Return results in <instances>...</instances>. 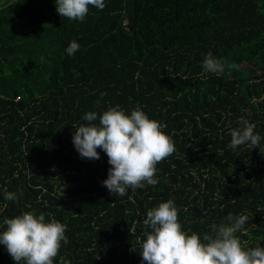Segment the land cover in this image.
Segmentation results:
<instances>
[{"label": "trees", "instance_id": "1", "mask_svg": "<svg viewBox=\"0 0 264 264\" xmlns=\"http://www.w3.org/2000/svg\"><path fill=\"white\" fill-rule=\"evenodd\" d=\"M104 3L80 22L55 0H0V232L5 218L44 213L66 225L54 264H146L143 220L172 200L189 234L244 214L236 235L264 247V153L229 147L243 118L264 149V0ZM209 52L222 74L204 72ZM117 105L129 115L139 106L175 144L158 183L125 196L103 185L107 154L81 158L73 143L86 113L98 125ZM0 264H16L3 244Z\"/></svg>", "mask_w": 264, "mask_h": 264}, {"label": "clouds", "instance_id": "2", "mask_svg": "<svg viewBox=\"0 0 264 264\" xmlns=\"http://www.w3.org/2000/svg\"><path fill=\"white\" fill-rule=\"evenodd\" d=\"M56 11L62 18L83 22L90 7L103 10L104 0H55ZM80 48L72 41L66 48L74 55ZM204 72L222 74L224 61L207 53L202 61ZM231 67H237L231 65ZM106 93H101V97ZM99 103V102H97ZM88 112L83 116L89 123L79 126L73 143L81 158L100 159L97 149H102L111 165L103 185L113 195L125 196L127 189L155 186L157 164L175 152V144L162 125L151 119L138 106L131 114L119 105L110 107L99 116ZM241 127L230 129V148L247 144L260 148L261 136L254 133L255 124L241 118ZM5 199L17 200L13 192L5 191ZM247 223V216L229 214L226 222L211 225V234L203 238L197 233L186 232L179 219V210L172 200L160 203L147 211L143 220L146 231L141 243V256L146 264H264V247H246L236 235ZM5 230L0 232V244L6 246L16 264H54L63 243H67L66 225L45 214L26 211L14 218H5ZM60 264H65L63 258Z\"/></svg>", "mask_w": 264, "mask_h": 264}, {"label": "rangeland", "instance_id": "3", "mask_svg": "<svg viewBox=\"0 0 264 264\" xmlns=\"http://www.w3.org/2000/svg\"><path fill=\"white\" fill-rule=\"evenodd\" d=\"M243 242H244V243H247L248 241H246L245 239H243Z\"/></svg>", "mask_w": 264, "mask_h": 264}]
</instances>
